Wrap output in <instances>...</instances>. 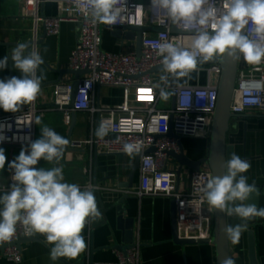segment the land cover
<instances>
[{
    "label": "built area",
    "instance_id": "1",
    "mask_svg": "<svg viewBox=\"0 0 264 264\" xmlns=\"http://www.w3.org/2000/svg\"><path fill=\"white\" fill-rule=\"evenodd\" d=\"M44 2L58 4L55 16H46L40 8ZM21 14L31 22L30 39L36 42L40 38V30L46 35H57L61 25L70 21L75 23L77 30L76 43L70 53L69 63L72 69H88V73L79 78L72 108H67L71 101L72 81L59 82L54 87L52 104L40 105L36 99L24 104L15 113H0V125L3 135L7 138L2 143L22 144L30 146L34 141L35 119L37 114L49 110L61 111L64 122L69 125L70 113H85L90 116L89 135L81 140H72L70 146L76 148L102 147L107 153L127 154L123 150L125 143L141 145L139 160V183L129 193L137 196H165L175 199L176 233L180 239H210L213 227V211L201 187L211 177V171L203 168L190 174L189 187L176 190V175L168 167V151L178 153L179 140L182 138L210 137L213 113L217 100V84L221 68L217 62L206 66H198L205 73L204 84L177 85L175 87L174 108L160 107V87L171 94V80L165 83L153 78L151 70L162 64V56L158 55L159 44L164 41L191 50L194 34L173 33L172 22L166 13L151 5V0H126L120 7L123 22L115 25L94 23L87 7L78 8L75 0H20ZM145 26L157 28L158 31H144L141 41V56L136 57L135 50L111 52L103 48V27ZM179 29L195 31L175 24ZM252 39H258L252 33L251 25L247 26ZM38 44H33L36 50ZM214 57L212 59H219ZM165 75L163 70L159 71ZM235 84V95L231 112L235 115L256 110L264 112V60L259 65L246 63L241 57ZM97 86L121 87L124 100L117 105H101L95 103L94 93ZM168 96L171 101V96ZM171 103V102H170ZM32 122L29 126L27 123ZM104 123L109 131L100 138L95 130ZM172 136H168L169 126ZM27 147V148H28ZM154 148L153 152L148 149ZM135 155V154H132ZM12 172L8 170V185ZM7 189V185L1 186ZM97 189L91 182L82 187ZM86 241L91 235V226H87ZM20 236H29L24 226L17 224L15 235L0 241L7 247L3 250L4 257L14 263L21 262V251L13 245ZM116 259L111 262H88V264H139L140 245L134 242L125 252L115 250Z\"/></svg>",
    "mask_w": 264,
    "mask_h": 264
},
{
    "label": "clouds",
    "instance_id": "2",
    "mask_svg": "<svg viewBox=\"0 0 264 264\" xmlns=\"http://www.w3.org/2000/svg\"><path fill=\"white\" fill-rule=\"evenodd\" d=\"M78 8L87 7L94 23L115 25L123 22L120 7L126 0H75ZM154 8L163 10L173 24L185 28H195L191 50L171 42L159 44L158 55L162 56L163 72L160 77L165 83L168 74L177 79L189 77L197 70L198 59L207 62L214 57L228 55L236 60L241 57L251 65H259L264 60V0H151ZM258 39L250 38L247 26ZM11 60L20 77L0 79V109L4 112H18L24 104L36 99L41 89L43 73L37 70L43 64L39 51L29 50L25 43L17 44L10 56L0 59V70H6ZM160 88V97L167 99L169 92ZM35 124H40L36 117ZM32 122L27 124L30 126ZM41 137L32 141L28 148H22L19 155L7 163L12 172V184L0 195V241L11 239L17 224L24 226L27 234H44L52 245L49 258L55 262L59 258L76 259L87 248L82 234L86 225L102 218L97 206L94 190L81 189L78 184L65 182L63 169L39 167V161H55L63 156L68 140L55 130L40 128ZM109 129L104 124L95 130L97 137L107 135ZM7 138L0 125V143ZM125 153L139 154V143H125ZM7 156L0 147V171L5 169ZM251 167L250 161L242 159L235 152L224 164L225 174L209 177L201 187L209 211L223 212L227 217L239 218L238 224L226 223L224 232L232 243H238L248 221L264 218V208L246 203L259 195L255 183H248L243 175ZM223 264H234L226 258Z\"/></svg>",
    "mask_w": 264,
    "mask_h": 264
},
{
    "label": "crops",
    "instance_id": "3",
    "mask_svg": "<svg viewBox=\"0 0 264 264\" xmlns=\"http://www.w3.org/2000/svg\"><path fill=\"white\" fill-rule=\"evenodd\" d=\"M20 0H0V59L10 56L12 49L20 43H26L30 39L31 22L21 14ZM59 6L55 2H44L40 11L46 16H55ZM40 35L43 34L42 29ZM77 37L76 25L67 21L62 23L59 34L46 35L37 45L43 58V64L37 70V75L43 73L45 79L41 81V89L37 95L40 105L50 106L53 100L54 87L59 82L73 81V75L60 71L70 69L69 57L73 50ZM103 48L107 51H130L135 50L133 41L122 40L111 35L108 27L102 28ZM31 50V49H30ZM20 77L21 73L15 69L11 60L6 70H0V79ZM153 78L159 79L161 73L155 72ZM205 73L202 70L192 72L189 77L178 79L179 85L204 84ZM94 93L95 103L101 105H117L124 100V90L121 87L99 86ZM171 101L160 104V107L167 108ZM24 106L20 107V110ZM0 113L4 112L0 109ZM40 117V124H35L34 141L41 137L40 128L47 126L58 134L67 138L68 125L64 122L61 111L49 110L37 114ZM90 116L85 113H76V124L73 128L71 140H81L89 135ZM181 142L185 147V153L192 159L204 157L208 153L209 138H182ZM227 145L231 151L241 158L245 157L250 161L251 167L244 173L248 183H255L260 187L257 196V207L264 208V112L251 110L244 114L237 115L231 119L227 133ZM5 149L7 161L5 169L0 171V186L8 185L7 163L19 155L22 148ZM134 155L107 153L102 147L94 151V147L76 148L64 150L62 158L57 164L55 161L46 162L41 159L36 166L52 168L61 167L65 182L75 183L82 187L85 183L97 180L98 189H105L109 198L106 204L118 199L125 189L118 188L117 184L127 180ZM168 167L175 169L176 162L169 158ZM204 169L207 167H203ZM192 171L186 170L179 183V190H186L189 187V178ZM139 183V171L136 170L134 177L135 189ZM82 189V188H81ZM6 189L0 188V195ZM131 194V193H130ZM132 199L125 201L128 217L134 219V239L140 245L139 264H216V254L211 243H193L179 245L172 239L171 229V201L169 197L142 196L132 194ZM109 224L102 218L91 225V235L87 242V248L76 259L68 260L59 258L53 262L49 258L52 245L46 241V236L41 238L42 242L25 241L20 245L21 262L14 263L7 260L3 251H0V264H88L91 260L95 262H111L116 259V251L107 248L97 250L91 259L89 252L90 245L94 248L113 246L118 243L122 233L115 228V213L109 214ZM239 223L242 221L239 219ZM251 231V233L249 232ZM87 228L82 233L87 235ZM254 242V264H264V218H254L247 223V228L242 232L238 243H230V257L234 264H253L250 253V238ZM86 239V238H85Z\"/></svg>",
    "mask_w": 264,
    "mask_h": 264
},
{
    "label": "water",
    "instance_id": "4",
    "mask_svg": "<svg viewBox=\"0 0 264 264\" xmlns=\"http://www.w3.org/2000/svg\"><path fill=\"white\" fill-rule=\"evenodd\" d=\"M43 5V4H42ZM111 30V35L115 38L122 39V40H129L133 41L135 45V54L136 57L139 58L141 56V39L142 33L144 31H158L157 28L152 27H145V26H125L122 28L118 27H109ZM171 31L173 33H181V34H195V31H190L186 29H179L172 23ZM45 36L43 32L40 35V38L33 42L31 39H27V44L29 46V50H32L33 44H39ZM238 61L227 54L219 59H210L207 62H203L198 59V66H206L208 64H212L217 62L220 65L221 72L218 79L217 84V100L216 106L213 113L212 124H211V132L209 137V149L206 156L192 159L185 153V147L183 146L181 140H179L178 146L179 150L178 153L174 151H168L167 156L173 159L176 162V168L173 169V172L176 175V182H175V189H179L180 178L182 174L186 171H200L203 167H207L211 171V177L222 176L225 174L224 164L226 160L230 158V154L233 153L231 151V147L227 145V133L229 131L231 119L237 117L234 113L231 112V105L234 100L235 95V84H236V76L238 70ZM163 70V65L155 66L151 72H159ZM88 69H67L64 71H60V77L57 79V82L60 81L61 75L64 73H68L73 75L72 81V91H71V101L67 108H72L74 104V99L76 92L78 91L79 85V78L88 73ZM63 73V74H62ZM170 84H171V108H174V101H175V87L178 85V79L170 74ZM99 87V86H97ZM76 124V113H70V123L68 125V132H67V140L68 144L64 146V150H70L72 147L71 144V135L73 128ZM172 127L169 126L168 136H172ZM7 146L9 148H27V145L22 144H9V143H0V147ZM94 151H97V147L94 146ZM154 148L151 147L148 149V152H153ZM242 159H246L242 157ZM140 154L134 155V164L127 175V180L122 183H118V188L125 189L126 191L122 193V195L116 199L114 202L110 204H106L107 199L109 198L108 192L105 189H94L96 195L97 206L102 213V220L109 224V213L114 211L115 213V228L117 231H120L121 236L118 243L114 244L113 246H103L99 248H94L93 245H90L89 252L91 253V259L93 254L100 249H107L111 248L113 250H121L125 252L130 246H132L135 242L134 237V219L128 217L127 209L125 207V201L127 199H132V194L129 191L134 186V177L136 170L139 166ZM93 185H97V180H93ZM7 187H10L7 185ZM260 190V187L257 186ZM1 188V186H0ZM246 203H252L257 205V196H253L250 200L246 201ZM176 207H175V199L171 201V229H172V239L174 243L179 245H186V244H193V243H211L214 246L215 254H216V264H223L226 258L230 257V243L229 238L226 236L224 232V227L226 223L229 224H238L239 218L236 217H227L223 212L220 211H213V227L210 239H180L178 238V234L176 233ZM94 225V223H92ZM91 224V225H92ZM86 228V227H85ZM251 233V231H249ZM44 234L34 233L29 236H20L17 240L12 243L20 248L21 243L25 241H38L42 242L41 238L44 237ZM7 247L6 244L0 243V251H3ZM250 253L251 258L254 264V242L253 237L250 238ZM90 262H93L90 260Z\"/></svg>",
    "mask_w": 264,
    "mask_h": 264
},
{
    "label": "rangeland",
    "instance_id": "5",
    "mask_svg": "<svg viewBox=\"0 0 264 264\" xmlns=\"http://www.w3.org/2000/svg\"><path fill=\"white\" fill-rule=\"evenodd\" d=\"M170 101V98H167L166 100L165 99H162L160 104H163L164 102H166L168 104V102Z\"/></svg>",
    "mask_w": 264,
    "mask_h": 264
}]
</instances>
